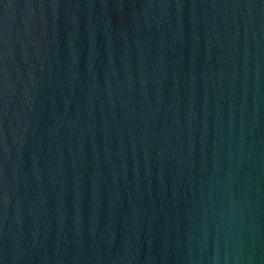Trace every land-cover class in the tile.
Instances as JSON below:
<instances>
[{"label": "water", "instance_id": "95a60500", "mask_svg": "<svg viewBox=\"0 0 264 264\" xmlns=\"http://www.w3.org/2000/svg\"><path fill=\"white\" fill-rule=\"evenodd\" d=\"M0 264H264V0H0Z\"/></svg>", "mask_w": 264, "mask_h": 264}]
</instances>
